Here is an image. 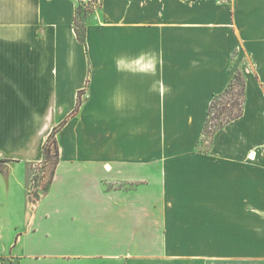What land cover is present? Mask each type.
<instances>
[{
    "label": "crops",
    "instance_id": "1",
    "mask_svg": "<svg viewBox=\"0 0 264 264\" xmlns=\"http://www.w3.org/2000/svg\"><path fill=\"white\" fill-rule=\"evenodd\" d=\"M78 7L0 0V264H264V0H99L85 43Z\"/></svg>",
    "mask_w": 264,
    "mask_h": 264
},
{
    "label": "rangeland",
    "instance_id": "2",
    "mask_svg": "<svg viewBox=\"0 0 264 264\" xmlns=\"http://www.w3.org/2000/svg\"><path fill=\"white\" fill-rule=\"evenodd\" d=\"M97 1V0H96ZM99 1L94 5H98ZM94 5L88 6V9L94 10ZM83 7V6H80ZM91 13H89L90 15ZM88 15V17H89ZM81 24V23H80ZM243 76L237 75L233 83L224 91L221 95H219L215 100H213L212 106L209 110V115L205 124V139H208L213 133H215L218 129H220L225 123L230 121L236 114H238L242 110L243 103ZM57 138L53 135L52 140H56ZM52 153L49 156V163L44 167L42 165H37L36 167H31L32 174V183L30 187V192L32 193L31 198L35 197L37 190H41L37 188L38 185L41 187L47 184L49 180L50 173L53 169V164L55 161V148L54 143H51Z\"/></svg>",
    "mask_w": 264,
    "mask_h": 264
},
{
    "label": "trees",
    "instance_id": "3",
    "mask_svg": "<svg viewBox=\"0 0 264 264\" xmlns=\"http://www.w3.org/2000/svg\"><path fill=\"white\" fill-rule=\"evenodd\" d=\"M92 12H93V10L92 9H88V7H78L77 11H76L75 30H76L78 39L82 43H85V39H86L85 20L87 19L89 13H92ZM243 90H244V82H243ZM80 104H81V96L79 95L78 106H80ZM211 106H212V104H211ZM241 114H242V110L238 114H236L232 119H235L236 117H239ZM58 129H59L58 127L55 128V130L51 133V135L49 136L47 142L45 143V145H44V160H43L42 163H39L40 165H42V167H44L46 164L49 163V159L48 158H49V156L52 153L51 143H54V145L56 146L55 153H54V156H55L56 159L54 161L53 169H52V171L50 173V176H49L50 178L47 181V184L43 185L42 187H41V185H38L41 190H39V191L37 190V193L35 194V197L33 199L39 198L42 192L48 190L49 187H50V184L52 182V179H53V176H54V173H55V169H56L58 161H59L60 153H59V146H58L57 139L56 140H52V142H51V138H52L53 135L56 137V132H57ZM39 164H35V167L37 165H39ZM30 194L32 195V193H30Z\"/></svg>",
    "mask_w": 264,
    "mask_h": 264
},
{
    "label": "built area",
    "instance_id": "4",
    "mask_svg": "<svg viewBox=\"0 0 264 264\" xmlns=\"http://www.w3.org/2000/svg\"><path fill=\"white\" fill-rule=\"evenodd\" d=\"M79 2V6L88 7L94 5L99 0H77Z\"/></svg>",
    "mask_w": 264,
    "mask_h": 264
}]
</instances>
